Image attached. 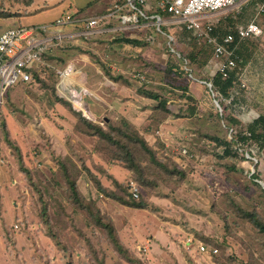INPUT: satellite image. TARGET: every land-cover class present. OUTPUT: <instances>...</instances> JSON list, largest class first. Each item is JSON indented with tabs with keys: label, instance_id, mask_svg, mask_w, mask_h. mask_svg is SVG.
Segmentation results:
<instances>
[{
	"label": "rangeland",
	"instance_id": "obj_1",
	"mask_svg": "<svg viewBox=\"0 0 264 264\" xmlns=\"http://www.w3.org/2000/svg\"><path fill=\"white\" fill-rule=\"evenodd\" d=\"M116 1L0 0V36L65 11L101 16ZM259 2L220 12L216 28L223 34L252 21ZM258 22L264 28V14ZM158 29L153 21L146 32L154 42L143 31L70 47L47 59L43 82L8 94L0 115V264H264V233L244 218L255 213L264 223V148L241 140L264 116V37L236 49L245 87L239 81L227 97L209 87L211 48L197 55L204 43L191 33ZM68 61L74 93L61 95L56 70ZM172 61L182 66L177 75ZM183 146L190 158L180 155ZM131 181L142 187L139 201L129 196ZM189 235L220 255L189 256Z\"/></svg>",
	"mask_w": 264,
	"mask_h": 264
},
{
	"label": "built area",
	"instance_id": "obj_2",
	"mask_svg": "<svg viewBox=\"0 0 264 264\" xmlns=\"http://www.w3.org/2000/svg\"><path fill=\"white\" fill-rule=\"evenodd\" d=\"M251 1L253 0H117L113 8L101 16L89 17L80 12L65 11L48 24L9 28L0 36V115L12 89L20 84L31 83L35 74L41 76L46 67L52 66L47 59L58 60L60 53L70 47L83 48L101 38H115L120 34L144 31L146 41L154 42L155 36L147 35L153 21L159 22V31L162 25H176L181 27V32H189L200 42L212 46L213 77L220 75L227 80L239 69L235 55L238 46L243 41L264 36V28L258 22L259 17L264 14V0L257 6L255 19L234 32L221 35L214 17L224 10L238 8L241 11ZM175 42L176 39L171 38L170 43ZM75 69L72 61H68L56 70L57 88L61 95L74 93L72 84L77 73ZM134 76L141 82H146L143 74L137 73ZM241 83L245 87L242 80ZM209 87H213L212 83ZM214 96L218 97L216 93ZM1 147L0 141V164L3 163ZM180 155L184 158L191 157L186 146L181 148ZM128 188L133 199L138 200L141 195L138 184L131 181ZM183 248L190 256L199 254L212 257L218 253L216 248L208 247L193 235L185 238ZM149 249L147 242L143 246V252L148 253Z\"/></svg>",
	"mask_w": 264,
	"mask_h": 264
},
{
	"label": "trees",
	"instance_id": "obj_3",
	"mask_svg": "<svg viewBox=\"0 0 264 264\" xmlns=\"http://www.w3.org/2000/svg\"><path fill=\"white\" fill-rule=\"evenodd\" d=\"M259 1L261 2L262 0H259ZM258 4L259 3H256L255 8H254L255 14H257V6H258ZM250 22H248L246 24L238 25V26H236V28L234 30L232 28H227V29H225L223 34L228 33V32H234L237 28L242 27V26H247ZM223 34L221 33V35H223ZM193 37H194V39H197L195 36H193ZM123 40L127 41L128 43H134L133 40H129V39H126V38H124ZM208 48H211V50L213 51L212 46L204 43V45H202L201 48L197 47L196 54L197 55L204 54L206 52V49H208ZM180 59H183V58L180 57ZM171 63L172 64L169 66V72L177 75L178 72H180L179 69L182 70V68H180L182 66L180 64H178L177 61H172ZM239 81L241 82V79L239 80V77H238L236 72L232 73L231 77L229 79H227V80H224L222 78V76L217 75V76H215V78L213 80V88H214L213 91L221 93V94H223V95H225L227 97H230L232 88ZM39 82H43V78L41 76H39L38 74H35L34 79L32 80L31 83H29V84H20L19 86L24 85V86H27V87H33V86L37 85ZM155 98H158V97H155ZM162 104L166 107L167 111L168 110L171 111L170 103H168V102L163 103L162 102ZM83 120L91 129H93L95 131L94 135H97L99 138H101V140L103 142H113V144H114V140L112 138V134H108V133L102 131L101 129L98 128V126L92 124L89 121H86L84 118H83ZM109 126H111V128H112L114 125L112 126L111 123H110ZM247 134H249V136H247ZM247 134L242 136L241 140L243 142H248L250 139H255L257 142H259L260 147L264 148V116H260L259 119L252 126H250L248 128ZM131 138H132V136H131ZM217 141L219 143H224V142H221L219 139H217ZM142 146H143V148L145 149V151L147 153H149L151 156L153 155V152H152L153 150H151L150 148L147 147V144L144 142V140H142ZM227 153H230V152L227 151ZM126 159H127V157H126ZM129 160H132V158L130 157ZM134 166H135V162L133 161L132 164L130 165V167L132 168ZM138 186H139L140 191H141V195H140V198L138 200L133 199V197L131 196V194L129 192V188H128L129 196H131L134 201H139L141 199V196H142V187H141L140 184H138ZM116 199H119L121 201L120 198H116ZM244 218L249 219L250 221H252L253 224L259 229V231L264 233V223L259 220V218L257 217V215L255 213H250V212L244 213ZM116 240H117V242H119L117 238H116ZM205 244L208 245L207 242H205ZM121 246L122 245H120L118 243V247L120 248ZM214 248H216V246H214ZM216 249L218 250V253L214 254L213 256H219L220 255V249L219 248H216ZM186 254H188V253L186 252Z\"/></svg>",
	"mask_w": 264,
	"mask_h": 264
}]
</instances>
